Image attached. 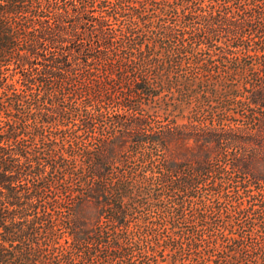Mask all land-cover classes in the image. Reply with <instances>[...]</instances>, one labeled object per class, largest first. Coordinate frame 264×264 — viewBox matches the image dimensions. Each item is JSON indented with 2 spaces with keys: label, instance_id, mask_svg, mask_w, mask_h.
<instances>
[{
  "label": "trees",
  "instance_id": "trees-1",
  "mask_svg": "<svg viewBox=\"0 0 264 264\" xmlns=\"http://www.w3.org/2000/svg\"><path fill=\"white\" fill-rule=\"evenodd\" d=\"M0 264H264V0H0Z\"/></svg>",
  "mask_w": 264,
  "mask_h": 264
}]
</instances>
